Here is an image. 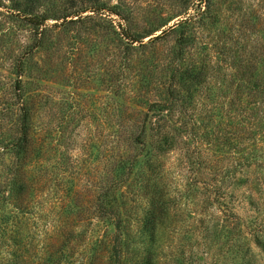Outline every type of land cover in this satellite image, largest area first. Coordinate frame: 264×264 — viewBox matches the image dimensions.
Here are the masks:
<instances>
[{
	"label": "rangeland",
	"instance_id": "rangeland-1",
	"mask_svg": "<svg viewBox=\"0 0 264 264\" xmlns=\"http://www.w3.org/2000/svg\"><path fill=\"white\" fill-rule=\"evenodd\" d=\"M250 69L264 77V0H0V163L21 128L19 78L39 164L80 190L111 175L116 138L176 92L145 127L167 140L152 132L130 150L135 182L153 162L177 202L151 231L157 264H264V103L238 86ZM90 228L114 232L97 217Z\"/></svg>",
	"mask_w": 264,
	"mask_h": 264
},
{
	"label": "trees",
	"instance_id": "trees-1",
	"mask_svg": "<svg viewBox=\"0 0 264 264\" xmlns=\"http://www.w3.org/2000/svg\"><path fill=\"white\" fill-rule=\"evenodd\" d=\"M33 21L37 25L44 23L38 17H33ZM256 71L250 69L246 82L238 86L253 97L260 96L262 104L264 77L255 76ZM22 84L19 78L14 85L21 128L12 142L4 146L12 159L0 163V264H157L163 250L157 251L151 231L168 222L177 202L153 162L147 171L150 173L135 182L132 175L139 152L134 154L130 150L140 144L150 148L147 139L152 132L167 140L169 130L145 127L153 123V107L159 113L167 112L163 119L170 115L168 110L179 103L178 93L168 92L169 105L153 102L148 107L142 119L143 130H131L126 141L116 138V154L107 169L111 175L98 184L90 183L92 188L80 190L72 180L63 187L51 168L39 164L33 107L25 102ZM135 124L139 126L141 121ZM194 153L198 155L196 150ZM203 184L209 191L212 184L207 180ZM213 185L214 192L222 198L223 189L217 188V183ZM122 186L129 189L118 193ZM95 217L109 220L114 232L107 228L101 234L92 230Z\"/></svg>",
	"mask_w": 264,
	"mask_h": 264
}]
</instances>
